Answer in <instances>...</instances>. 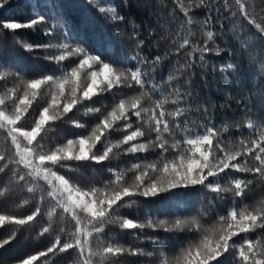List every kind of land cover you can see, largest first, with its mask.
Wrapping results in <instances>:
<instances>
[{"label":"snow or ice","instance_id":"snow-or-ice-1","mask_svg":"<svg viewBox=\"0 0 264 264\" xmlns=\"http://www.w3.org/2000/svg\"><path fill=\"white\" fill-rule=\"evenodd\" d=\"M88 2L101 19L112 24L124 21L102 0ZM9 3L0 0V11ZM173 5L169 21L165 24L157 18L147 38L133 28L132 52L123 59L91 50L90 22L71 4L62 2L65 11L51 16L37 12L26 22L0 21V42H10L32 60L55 66L50 72L29 74L0 59V133L6 144L0 150V196L9 205L21 196L31 198L29 214H0V227L15 229L0 240V247L22 232L34 233L36 239L55 236L45 251L11 264H41L42 259L53 264L57 255L69 252L75 253L69 264H120L124 256L143 254V249L109 235L116 229L131 232L133 240L143 237L153 244L161 243L158 233L177 236L178 254L162 264H221V258L233 252L234 264H264V200L255 207H238L257 184L264 187V123L247 125L254 139L244 138L238 125L235 132L241 138L236 140L226 117L216 123L217 108L226 105L218 106L202 95L206 79L199 85L195 80L197 67L203 69L207 56L226 50L216 40L224 37L229 23L238 41L244 39L246 25H251L255 31L249 36L264 43V17L249 10L248 0H193L188 6L173 0ZM200 14L203 39L195 32L183 37L185 28L194 26L193 17ZM23 29H40L47 42L33 43L18 36ZM178 38L183 42L177 44ZM173 48L155 56L151 51ZM182 53L191 59L183 63L177 59L167 78L157 82L172 58ZM227 68L235 70L232 63ZM259 70L264 75V62ZM220 71L225 73L223 68ZM223 79L232 83L226 73ZM81 110V118L76 119ZM59 125L81 131L54 140ZM152 154L156 159L148 160ZM129 160L134 161L130 166H121ZM89 165L104 169L102 178L93 177L86 186L74 182L75 174ZM197 189L201 207L194 215L161 219L148 214L141 221L123 212L139 210L141 200H163ZM229 198L230 207L217 216V207L228 204ZM257 233L258 239L249 238Z\"/></svg>","mask_w":264,"mask_h":264},{"label":"trees","instance_id":"trees-1","mask_svg":"<svg viewBox=\"0 0 264 264\" xmlns=\"http://www.w3.org/2000/svg\"><path fill=\"white\" fill-rule=\"evenodd\" d=\"M74 5L79 14L85 17L90 23L87 27L90 29V44L89 47L94 52H103L106 56L123 59L127 55H131L132 48L129 45V38L133 34V28L140 32L141 38H147L149 26H155L157 18L161 23H167L170 19L169 13L173 10V0H127V7L124 5V0H102L103 6L112 9L115 8L116 12L124 16L122 23L117 22L112 24L109 21L101 19L96 9H93L88 0H10V3L3 11H0V21L15 19L20 22H26L38 12L44 15H55L58 12L65 11L60 7L61 3ZM185 6H188L193 0H182ZM249 10L258 17H264V3L261 0H248ZM147 5V7H145ZM178 11V10H177ZM111 14V13H109ZM178 15L183 19L182 13ZM215 9H213V17H215ZM195 24L193 27L185 28L182 33L183 37H187L189 32H195L199 39H203L202 24L204 20L203 14L193 17ZM219 24L217 22L216 28ZM176 29L173 28V31ZM214 30V29H209ZM239 31V29H237ZM254 26L246 25L243 30L244 39L237 40L232 36V24L229 23L225 29V34L222 39H217L216 44L226 49L220 55H210L206 57V63L203 69L197 67V75L195 77L196 83L199 85L202 79L207 80V87L202 95L211 97L216 104L226 105L224 109L217 108L216 116L220 119L216 120L217 124L227 122L232 125V134L236 140L241 138L240 133L235 132L236 127L239 125L243 131L244 138L254 139L255 135L252 129L247 128L251 123L253 126L258 127L264 123V75H260L259 65L264 62V43L253 39L249 36L250 32H254ZM115 33V35H114ZM18 36L26 38L33 43H46L47 38H43L41 30L37 29L33 32L30 29L19 30ZM247 41L245 43L244 41ZM183 39L178 38L176 43H182ZM195 43V42H193ZM148 47H151V40L148 38ZM227 49L231 50V54ZM165 50L175 51V49H152V55H162ZM148 51V48L145 49ZM191 49L188 50V53ZM188 53H182L180 57H173L171 63L162 74L158 77L157 82L166 79L168 72L177 66V59L180 63L191 59ZM36 55H43V53H36ZM197 61L199 53H196ZM0 59L12 65L14 68L23 69L29 74L37 72H50L55 66L49 65L45 61H34L31 56L24 52L22 49L13 46L10 42H0ZM228 63L235 66V70L228 69ZM225 69V73L232 80L231 84H226L223 79L225 73L220 69ZM175 74V72H173ZM251 96V100L248 97ZM230 97V101L228 99ZM242 100V103L236 101ZM110 101L105 100L104 103ZM96 106H99V102ZM247 109V111H246ZM81 114H78L76 119H80ZM92 118H84L82 122L87 123ZM91 125H89L90 130ZM81 130L71 127L70 125H59L54 130V140H59L65 137H72L79 134ZM6 147L5 136L0 133V150ZM155 156L154 154H152ZM149 155L148 160L151 159ZM143 157V154H140ZM156 157V156H155ZM171 157V156H169ZM134 162L129 160L127 164H122V167L130 166ZM95 169V171H94ZM104 169L96 165H89L80 169V172L75 174L77 182L82 185H87L93 177L101 179V173ZM240 178L251 179L250 176L244 174H236ZM3 189H0L2 192ZM26 191V189H25ZM5 197L0 196V214H14L22 216L29 214L28 208L31 204L30 196H21L15 204L9 205L4 202ZM28 203H25V201ZM264 200V187L257 184L245 200L240 202L238 207L244 205L258 206L259 202ZM231 205L229 198L228 204H221L216 209V215L226 213V210ZM201 207V190L179 191L163 200L143 201L139 205V210L128 209L123 210L124 214L129 217L136 218L137 216L141 221L147 218L148 214L159 216L161 219L169 218L175 219L177 216H190L194 215ZM44 219H47L45 216ZM212 223V221H208ZM47 226V225H44ZM14 226L0 227V240L6 239L14 231ZM39 231V227L36 229ZM150 231V230H149ZM110 236H119L120 241H126L128 244L135 248L143 249V254L140 256H124L120 258V264H162L168 256L174 253L180 246L181 241L177 236L166 233H158L161 243L153 244L145 242L143 237L141 240H133L132 233H122L118 229L109 233ZM257 235H251L249 238L256 240ZM55 236L41 237L36 239L34 233L22 232L17 238L10 243L0 247V264L20 258H26L28 255L36 254L39 251H45L54 241ZM187 241L184 240V243ZM239 243V241H237ZM235 253L226 254L221 258V264H234ZM75 259V253H64L57 255L54 258L53 264H69L70 260ZM41 264H45L42 259Z\"/></svg>","mask_w":264,"mask_h":264},{"label":"rangeland","instance_id":"rangeland-1","mask_svg":"<svg viewBox=\"0 0 264 264\" xmlns=\"http://www.w3.org/2000/svg\"><path fill=\"white\" fill-rule=\"evenodd\" d=\"M147 158H149V156L147 157ZM172 157H169V159H171ZM156 159V157L155 156H151V159H149V160H155ZM249 165L250 166H252V165H254V161L253 162H249ZM255 207V206H254ZM189 239H195L194 237H189ZM181 247V246H180ZM180 247L176 250V251H174V253L173 254H171L170 256H168L167 258H166V260H172L177 254H178V252H179V250H180Z\"/></svg>","mask_w":264,"mask_h":264}]
</instances>
